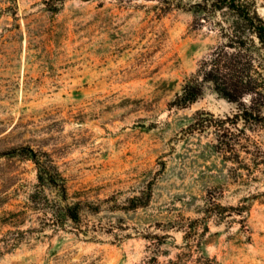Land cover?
<instances>
[{
  "label": "rangeland",
  "instance_id": "rangeland-1",
  "mask_svg": "<svg viewBox=\"0 0 264 264\" xmlns=\"http://www.w3.org/2000/svg\"><path fill=\"white\" fill-rule=\"evenodd\" d=\"M196 1L0 0V264H264V101L235 119L205 82L170 106L233 21ZM202 110L235 119L233 150L190 128ZM28 150L53 159L66 201ZM211 196L226 214L185 238Z\"/></svg>",
  "mask_w": 264,
  "mask_h": 264
},
{
  "label": "trees",
  "instance_id": "trees-1",
  "mask_svg": "<svg viewBox=\"0 0 264 264\" xmlns=\"http://www.w3.org/2000/svg\"><path fill=\"white\" fill-rule=\"evenodd\" d=\"M190 7L204 19L215 12L227 11L233 21L227 27L221 26L224 41L200 60L197 77L184 85L182 91L170 102V106L185 108L192 105L201 97L204 83L209 82L221 98L238 104L239 112L234 114V118L247 121L253 113L259 112L264 101V18L259 14L255 3L248 0H198ZM51 9L55 11L57 8ZM247 98L250 101L248 106L244 103ZM234 118H215L209 112L196 111L190 128L203 131L207 127H215L224 137V140L218 139L220 148L224 151H228V148L233 150L231 138L225 137L227 133L232 134L231 127L236 123ZM24 151L27 149H19L21 153ZM28 153L36 165L39 186H53L60 194V201H66L68 194L65 179L50 155L33 150H28ZM139 203L145 205L146 201ZM59 206V209L64 208L66 217L78 220V204L65 203L62 207L60 203ZM207 212V216L197 218L193 221L194 224H189L185 238L197 237L198 227L202 222L212 215L226 214L227 208L214 202L211 196ZM204 227L207 229V226Z\"/></svg>",
  "mask_w": 264,
  "mask_h": 264
}]
</instances>
